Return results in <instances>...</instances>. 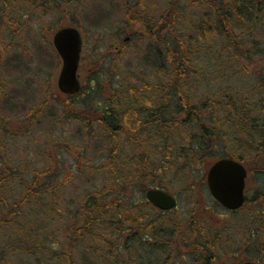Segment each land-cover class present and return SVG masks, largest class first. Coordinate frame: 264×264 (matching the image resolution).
Returning <instances> with one entry per match:
<instances>
[{
    "label": "trees",
    "instance_id": "obj_1",
    "mask_svg": "<svg viewBox=\"0 0 264 264\" xmlns=\"http://www.w3.org/2000/svg\"><path fill=\"white\" fill-rule=\"evenodd\" d=\"M9 1L14 2L4 3ZM121 2L127 4L123 3L128 25L139 27L132 41L137 45L146 41L143 77H137L141 83L111 71L109 81L113 85L116 80L118 86H112L103 106L102 101L84 111L68 103L63 106V117L82 122L80 130L90 136L91 143L106 145L105 152L95 157H104L96 167L102 187L86 190L76 200L70 231L65 230L67 251L59 253L56 242L47 246L41 240L22 241L16 232L19 228H13L16 217L33 223L39 214L35 208H41L42 214L53 209L60 183L49 179L57 174L49 166L33 170L31 180H24L7 167L9 177L0 174V264H10L12 252L36 258L40 264H46L40 255L65 264H169L173 257L189 259V264H227L230 256L233 264H239L234 260L241 250L228 234L230 226L213 225L206 216L207 209L217 211L222 206L215 200L212 206L203 204L208 168L222 157L241 160L258 185L253 196L248 188L244 206L230 213H248L247 227L240 229L246 235L245 246L256 245L257 261L264 264V0H191L199 12L192 29L190 16L180 12L177 0L159 15L148 11L146 0ZM29 3L42 15L62 19L73 10L81 14L84 4L83 0ZM183 15L188 16L185 21ZM11 35L15 40L16 35ZM4 58L0 60V98L5 72L10 76L26 65L19 53ZM93 78L88 79L90 90L98 86ZM83 90L84 86L66 101L71 104ZM47 104L26 113L22 125L32 121V127ZM16 107H11L12 112ZM2 132L11 133L5 123ZM10 178H21L24 190L12 202L3 194ZM151 187L176 196L187 193L193 202L191 217L182 219L177 209L162 211L153 206L146 197ZM6 226L11 237L13 232L21 236L16 245L1 235ZM21 226L27 233L28 224Z\"/></svg>",
    "mask_w": 264,
    "mask_h": 264
},
{
    "label": "rangeland",
    "instance_id": "obj_2",
    "mask_svg": "<svg viewBox=\"0 0 264 264\" xmlns=\"http://www.w3.org/2000/svg\"><path fill=\"white\" fill-rule=\"evenodd\" d=\"M0 0V21L1 26L4 23H15L11 20H15L17 23L20 21L21 15H24L28 7L24 6L21 1L28 2L29 0H14L5 2ZM98 3H97V2ZM106 0H87L82 4L84 10H87V15L92 16V8H95L94 4H99L104 8H109L105 13V21L98 27L94 28L93 25L88 23L86 17H81L78 22L83 26L85 32V42L87 50L83 56L84 61L82 62L81 78L84 84V90L78 98L75 96L72 99L71 104L67 102V96L63 94L57 85V79L61 71V59L58 56L55 49L51 47V44L47 43L50 41L53 33L44 30L42 35L39 36L38 32L46 24L49 25H67L69 21L61 16L53 15H40V9L34 7L30 8L32 15L33 27L37 29V32H32L36 37L34 42L29 41V36L26 37L27 43L24 44L23 33L15 40L12 37L0 38V60L1 56L11 59L13 53H19L20 58L26 60V65L21 68L20 71L9 74L5 72L4 77L5 85L4 91L0 98V129L5 123V127L10 128L11 133L0 134V174H4L9 177L8 169L14 170V172L21 173L24 180H31L32 172L35 169L49 168L56 176L50 177L49 182L60 183L59 196L54 200L55 206L53 209H46L42 214L41 208H35L34 212L38 211L39 214L34 218L33 223L30 221L27 223L23 217H16L13 228H19L16 232L22 235L19 236L14 234L10 236V227L6 226L3 228L1 235L9 236L11 245L17 244L19 237L22 241H36L41 240L43 245L50 246L52 242H56V250L59 253L67 251V243L65 241V230L70 231V222L72 213L74 211V205L78 197H82L86 190H97L102 187V179L97 176L96 167L99 166L103 161L104 157L95 159L105 152V144L101 142L91 143L85 131H81V125L84 124L75 119H65L63 117V106H73L76 110H87L91 109L90 105L99 103L102 101L101 106L104 105L105 99L109 95L112 86L117 87L116 83L111 85L110 74L111 71L120 73L124 79L129 78L127 81H132L136 84H140L138 76L142 74L144 68L143 57L144 47L147 46L146 41L141 45H137L135 41H132V37L127 39L126 50L122 55H116L115 52L105 53L102 44L104 43L105 37L112 35L109 33H116L115 28H119L120 25L125 27L124 12H120L113 7H109L104 2ZM124 1V0H119ZM173 0H146L148 11L151 14L159 15ZM104 2V3H102ZM191 0H177L180 6V12L187 13L191 18L189 22V29L193 28L194 16L199 13L195 7L192 8L190 4ZM135 2L133 1V4ZM119 5V4H118ZM127 5V4H126ZM24 6V8H23ZM127 7V6H124ZM127 11V8H126ZM183 14V13H182ZM183 15V21L186 17ZM127 22V21H126ZM16 24V23H15ZM182 28H186L184 22H180ZM188 26V27H189ZM19 27V26H18ZM108 28L109 31H107ZM137 25H128V32L133 33L134 30L138 29ZM20 29V28H18ZM43 39H41V38ZM101 37V38H100ZM122 39H124L122 37ZM96 41V42H95ZM45 44H44V43ZM39 43L44 46L42 51H34L32 48L34 45L31 44ZM100 44L97 48L91 49V44ZM37 46V45H36ZM142 47V48H138ZM36 53V55H31ZM41 53V54H39ZM45 53V57L42 55ZM3 60V61H4ZM30 64L29 66H27ZM146 68V67H145ZM95 73V74H94ZM212 76L213 71L210 70ZM95 77L97 79L98 86L96 89H89V77ZM98 77V78H97ZM143 77V75H141ZM121 79V78H120ZM253 81V80H251ZM213 84H218L216 81H212ZM96 85V84H95ZM216 88V87H215ZM90 90L89 95L86 91ZM45 103L44 114L39 117L33 124L32 121L23 124V120L31 109L41 105L43 108ZM64 103V104H63ZM17 106L12 112L11 107ZM26 120V119H25ZM9 121V122H8ZM8 123V124H6ZM29 129V133L26 135V131ZM26 135V138L24 137ZM45 154V155H43ZM53 156V157H51ZM12 172V171H10ZM67 182V183H66ZM63 184V185H62ZM182 183H176V187H181ZM248 187L250 189V195L253 196L255 189L258 185L253 180V177L248 180ZM24 193L23 186L21 184V178H10L4 187V196L10 200L9 202L16 201ZM138 195V194H137ZM178 199V208L176 213L182 219H187L190 216V210L193 209V202H189V195L182 194L176 196ZM212 195L207 188L204 189L203 204L205 206H212ZM67 202L68 204H65ZM33 208L29 209L32 210ZM214 212V213H213ZM206 216L209 218L213 225H229L234 245L237 244L238 250L241 251L237 254L238 258L234 262H242L244 260L255 259L257 262L260 258L258 257L260 252L257 250L256 245L252 242L245 246V234L240 230L247 227L249 216L248 213L241 212L235 216L231 213L222 210L221 208L217 211L214 208L206 210ZM3 214V210L0 208V217ZM28 224L27 233H24L21 224ZM245 225H244V224ZM33 227V229H32ZM256 238V237H255ZM264 239V236H262ZM29 242H27L29 244ZM32 243V242H31ZM33 244V243H32ZM34 245V244H33ZM13 247V246H12ZM10 248V247H9ZM183 252H186L183 246L181 248ZM10 253V249H9ZM16 253V252H12ZM9 254L10 264H40L36 261V258L27 257L25 255L16 253ZM81 253L78 252L76 259H80ZM41 261L46 264H65L62 259L51 260L48 256L40 255ZM189 259H179L175 257L168 260L169 264H189ZM233 257L228 258L227 264H233ZM1 262V260H0ZM4 263V261L2 262Z\"/></svg>",
    "mask_w": 264,
    "mask_h": 264
},
{
    "label": "water",
    "instance_id": "obj_3",
    "mask_svg": "<svg viewBox=\"0 0 264 264\" xmlns=\"http://www.w3.org/2000/svg\"><path fill=\"white\" fill-rule=\"evenodd\" d=\"M54 44L63 61L58 77V87L64 94H76L81 89L78 69L81 59L82 35L72 26L58 30L54 35ZM247 170L245 166L231 158L214 162L208 170L207 182L212 196L224 207L236 210L245 202ZM149 201L162 210L177 206V199L169 192L151 188L146 191ZM242 264H256L244 262Z\"/></svg>",
    "mask_w": 264,
    "mask_h": 264
},
{
    "label": "flooded vegetation",
    "instance_id": "obj_4",
    "mask_svg": "<svg viewBox=\"0 0 264 264\" xmlns=\"http://www.w3.org/2000/svg\"><path fill=\"white\" fill-rule=\"evenodd\" d=\"M30 1V0H29ZM23 4H25L24 6L28 7L27 9H24V11H27L24 15H21V18H20V21L23 20V22H19L18 23L13 19L11 21L15 22V23H4V25L1 26V21H0V38H2L3 36V39L6 38V37H12L11 34H15L16 35V38L21 36V34L23 35L24 37V44L26 46V43H27V40H26V37L29 36V41L31 42H35L36 40V37L33 35L32 32L36 31L37 32V29L33 27V24H32V15H31V10L29 7L32 6V4L28 3V2H24V1H21ZM83 2H87V0H83ZM97 2V1H96ZM106 3V5H108L109 7H113L114 9H117L118 11L120 12H124V15H125V20H124V25L125 27H123L122 25L119 26V28H115V31L116 33L113 35V32H110L108 30V28H105L107 29V31H109V33L112 35V37L107 36V38L105 37L104 39V43L102 44V47L104 48V52L109 54V53H112V52H115L116 55H121L124 53V51L126 50V43H127V39L131 38L132 37V33H129L128 32V22L127 21V15H126V7H124L123 3L126 4L125 2H119L120 4H116V2H118L117 0H106L104 1ZM102 2V3H104ZM98 3V2H97ZM23 6V8H24ZM95 8H92L91 11H93V14L92 16L86 14V12H88L87 10H84V8L82 9L83 12L80 14V11H77V10H73L72 11V15L70 16L72 20H69L68 16H65L67 18H64L66 19L67 21H69V23L67 25L65 24H61V25H45L43 26L41 29H40V32H38L39 36L42 35L43 31L44 30H47L50 31V33H53V35L51 36L50 38V44H51V47L52 49L54 47L53 45V37H54V34L55 32L62 28V27H67V26H74L76 27L77 29H79V31L81 32V35H82V50H81V54L82 56L85 54L86 50H87V45H86V42H85V32L83 30V26L81 24H79L78 22L80 21V18L81 17H86L88 19V23H90L91 25L94 26V28L98 27L99 25H101V23L103 22V18H104V21H105V13L104 11H107L109 8H104L103 6H100L102 7L101 8H98L99 4H94L93 5ZM40 15L42 16V14L40 13ZM105 15V16H104ZM47 16V15H46ZM19 26V27H18ZM20 28V29H18ZM122 37L124 39H122ZM41 38V37H40ZM43 38V37H42ZM41 38V39H42ZM101 38V37H100ZM43 40V39H42ZM96 42V41H95ZM44 43V42H43ZM45 44V43H44ZM1 45L0 44V49H1ZM31 45H34V47L32 48L34 51L37 50L38 51H42L44 48V46H41L39 43H37L36 45L35 44H31ZM99 46H101L100 44H96V43H93L91 44V49L93 48H97ZM80 75V80H81V83L83 85V82H82V78H81V73L79 74Z\"/></svg>",
    "mask_w": 264,
    "mask_h": 264
}]
</instances>
